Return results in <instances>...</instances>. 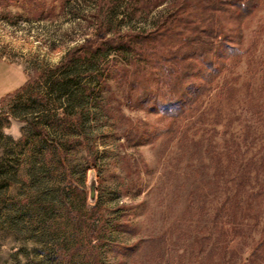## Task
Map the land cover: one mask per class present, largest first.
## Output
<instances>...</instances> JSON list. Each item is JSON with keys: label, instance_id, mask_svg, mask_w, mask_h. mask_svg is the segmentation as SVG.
<instances>
[{"label": "rangeland", "instance_id": "rangeland-1", "mask_svg": "<svg viewBox=\"0 0 264 264\" xmlns=\"http://www.w3.org/2000/svg\"><path fill=\"white\" fill-rule=\"evenodd\" d=\"M174 2L0 0V264H264V0L209 73L145 37Z\"/></svg>", "mask_w": 264, "mask_h": 264}, {"label": "trees", "instance_id": "trees-1", "mask_svg": "<svg viewBox=\"0 0 264 264\" xmlns=\"http://www.w3.org/2000/svg\"><path fill=\"white\" fill-rule=\"evenodd\" d=\"M262 0H175L169 11L159 20L156 26L149 31L145 37L152 38V41H163L161 44L166 52L165 57L170 60L171 67L180 60H189L193 55H198L208 73L215 69L211 61V54L220 47L227 50V56H240L241 29L240 24L236 27L237 36L235 39L229 36V28L222 25L221 18L225 15L235 14L238 21H242L252 14L259 6ZM206 12L207 17L201 21L194 18V12L198 9ZM206 15V14H205ZM137 34H121L113 37L98 36L95 40H90L85 45L87 49L95 46H106L110 49L121 50L129 48L130 37ZM99 41V42H98ZM174 42L172 45L171 43ZM98 49V48H96ZM181 50H187V54H182ZM187 65V64H186ZM225 62L222 63L224 67ZM188 70L192 69L189 63L186 66ZM26 87L24 83L16 91L23 90ZM206 87L194 91V98L200 97ZM183 87L175 88L174 95L166 101L164 106L173 107L174 114L180 113L182 107H178L176 102L180 98ZM73 184V183H72ZM88 200V198H87ZM89 202V201H88ZM84 204L85 201H83ZM103 210L96 201L85 218V223L94 224L98 215H102ZM264 249V234L260 237L255 247V251ZM264 256V254H262ZM254 258V253L246 258L245 263L250 264Z\"/></svg>", "mask_w": 264, "mask_h": 264}, {"label": "water", "instance_id": "water-1", "mask_svg": "<svg viewBox=\"0 0 264 264\" xmlns=\"http://www.w3.org/2000/svg\"><path fill=\"white\" fill-rule=\"evenodd\" d=\"M88 201L91 204H94L96 201V193H97V178L94 171H92L88 176Z\"/></svg>", "mask_w": 264, "mask_h": 264}]
</instances>
